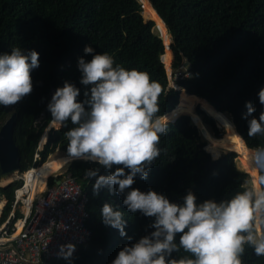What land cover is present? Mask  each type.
<instances>
[{"label": "trees", "instance_id": "16d2710c", "mask_svg": "<svg viewBox=\"0 0 264 264\" xmlns=\"http://www.w3.org/2000/svg\"><path fill=\"white\" fill-rule=\"evenodd\" d=\"M151 1L173 31L174 72L185 60L192 64V75L176 81L181 89L169 86L166 66L169 68L171 61V35L164 23L160 34L152 17L148 16L153 20H145L143 4L147 0H0V54H10L11 47L39 53V67L31 72L32 93L14 106L0 105V127L16 114L14 137L20 149L21 171L41 165L57 149L67 154L65 133L74 127L70 121L67 127L49 129L48 140L39 150L41 158L34 161L41 136L51 123L47 105L52 87H62L69 81L81 90L78 100L84 99L78 59L91 60L92 56L84 51L86 45L97 54L112 55L126 69L148 72L162 87L158 116L171 113L182 93L199 98L202 106L208 104L218 114L201 96L229 115L249 147H264V135L248 136V120L252 116L258 119L264 111L258 97L264 88V0ZM163 39L167 45L165 53ZM167 53L169 61L164 60ZM247 102H251L255 112L245 118ZM197 114L213 136L222 137L225 129L212 114L201 107ZM207 143L189 114L177 115L175 120H169L167 135L161 136V154L150 166L147 179L137 176L131 188L145 193L154 190L174 203H183V197L191 191L201 203L227 200L250 187L251 172L246 164L243 165L250 174L238 165L235 151L223 152L213 159L205 150ZM96 168L98 175L111 174L99 164L83 160L66 166L65 170L77 177L87 193V224L92 236L76 256L55 259L52 264H112L126 244L153 231L149 226L154 217L129 212L123 204L124 195L109 193L106 187L94 194L92 186L97 177L87 178L85 170ZM49 182L53 183L54 177ZM21 183L17 180L7 187L0 186V194L8 199L6 213ZM105 203L124 213L126 236L103 223L101 210ZM20 214L18 210L17 215ZM172 256L179 259L190 254L181 249ZM241 260L242 264H264V256L255 255L248 245Z\"/></svg>", "mask_w": 264, "mask_h": 264}, {"label": "clouds", "instance_id": "9594fccd", "mask_svg": "<svg viewBox=\"0 0 264 264\" xmlns=\"http://www.w3.org/2000/svg\"><path fill=\"white\" fill-rule=\"evenodd\" d=\"M84 51L92 58L78 59L80 83L85 86L83 101L78 100L81 90L65 81L47 105L57 130L67 127L69 121L74 125L65 133L68 144L63 162L99 164L111 174L98 175L99 168L85 170L87 178L97 177L94 194L106 187L109 193L125 196L123 204L129 212L154 217L149 226L153 231L126 244L112 264H242L245 245L255 255L264 256V147L254 148L250 154L252 166L261 174L250 187L227 200L197 203L189 191L183 203H174L154 190L145 193L131 188L137 176L147 179L150 166L161 154V136L167 135L169 119L157 115L162 87L148 72L126 69L108 53L97 54L90 45ZM38 67L35 50L11 47L10 54H0V105L14 106L30 95L31 72ZM258 97L264 105V88ZM245 106V118L252 116L255 108L251 102ZM224 125L232 128L230 123ZM258 134L264 135V111L258 119L252 116L248 120V136ZM101 215L106 226L118 229L122 237L127 235L123 212L105 203ZM74 247L61 246L63 258L69 259ZM181 249L190 257L172 256Z\"/></svg>", "mask_w": 264, "mask_h": 264}, {"label": "built area", "instance_id": "2783aa9c", "mask_svg": "<svg viewBox=\"0 0 264 264\" xmlns=\"http://www.w3.org/2000/svg\"><path fill=\"white\" fill-rule=\"evenodd\" d=\"M175 73L177 80L189 75L182 74L180 69ZM39 150L34 161L41 158ZM37 167L21 171L22 183L15 189L12 207L6 213L7 204L2 206L0 264H52L55 259H63L61 246L74 245L71 255L74 257L92 236L87 224L88 196L77 177L66 170L54 172L46 178L44 189L37 188L31 197V188H26V183L32 175L29 173ZM51 177L54 182L50 184Z\"/></svg>", "mask_w": 264, "mask_h": 264}, {"label": "bare ground", "instance_id": "6f19581e", "mask_svg": "<svg viewBox=\"0 0 264 264\" xmlns=\"http://www.w3.org/2000/svg\"><path fill=\"white\" fill-rule=\"evenodd\" d=\"M148 3L151 5V3L149 1H148ZM148 3L144 2V4H143L144 11L146 13L145 15L147 17L148 16L152 17L155 20V22L158 25V27L159 28H161V27L163 28V22L160 20V17L157 16L158 14H156L153 11V9L151 8L152 5L150 6ZM167 31H168V28H167ZM168 35H169V31H168ZM165 41H166V39H165ZM170 42H171V37H170ZM165 60L166 61L170 60V53H167V56H166ZM192 97H194V96H192ZM181 99H182V97H181ZM209 108L212 109L210 106H209ZM186 109H187V105L183 104V102L180 101V103L175 107V109L171 113L166 115V116L168 117L169 120L173 119L177 115H179L181 113H185L184 111H186ZM211 113L223 125L225 124V122L230 123L232 125V128L227 126V125H224L225 128H226L225 135L222 138H217V137L213 136L210 133V131L206 128V126L201 122L200 118L197 116L196 120H198V122H199V127L204 131L206 137L208 138V144H207L206 148L207 149L210 148L209 150H210L211 153L212 152L213 153L219 152L220 149H222V148L235 150L237 153L243 155L244 158H246V160L248 161L251 169L255 170V168L252 166L251 161H250L251 150L254 149V148L246 146L244 144V142L242 141L240 135L235 130L234 125L230 122V120H229L227 115H225V114H223L221 112H219L217 114V113H214L212 111ZM236 134H238V135H236ZM47 139H48V132L45 131L42 134V137L40 139V146H42L47 141ZM66 155L67 154H61V155H57L55 157H51L50 159H48L47 161L42 163L34 171L29 173V174H32V175H31V177L28 179V181L26 183V188H31V191H30V196L31 197L34 195V193L36 192L37 188L40 191H42L44 189L45 184H46V178L49 175H51L53 172L58 171L59 169H61L66 164V163L63 162V158ZM256 173H257V177H258L259 176L258 171H256ZM2 206H3V202L0 199V212H1Z\"/></svg>", "mask_w": 264, "mask_h": 264}, {"label": "water", "instance_id": "95a60500", "mask_svg": "<svg viewBox=\"0 0 264 264\" xmlns=\"http://www.w3.org/2000/svg\"><path fill=\"white\" fill-rule=\"evenodd\" d=\"M152 7L155 9L156 13L158 14V16L160 17V19L163 21V23L166 25V27L168 28V30L170 31V37H171V42H170V47L172 46V43L174 42V35H173V31L167 26L166 22L164 21V19L162 18V16L159 14V12L157 11V9L154 7L153 3L151 0H148ZM144 8V7H143ZM144 16V15H143ZM146 21L149 20H153L152 18L149 19H145ZM155 22V20H153ZM156 23V22H155ZM156 27L158 29V31L161 34V30L158 27V25L156 24ZM162 36V35H161ZM165 44V42H164ZM166 45V44H165ZM163 60V57H162ZM180 72L182 74H189L192 75V64L190 63L189 60H185L182 64V66L180 67ZM170 87H175L176 89H178V87H182L179 84L174 85H170ZM57 88L52 87L51 91L49 92V100L48 103L51 101V97L52 95L55 93ZM189 91V90H188ZM190 92V91H189ZM192 93V92H190ZM195 94V93H193ZM197 95V94H195ZM198 96V95H197ZM201 99H204L205 101H207L210 105H212L206 98L199 96ZM213 108L216 111L217 108L212 105ZM199 107V106H198ZM197 107V108H198ZM202 107V106H201ZM197 108H194V112L197 114ZM203 108V107H202ZM204 109V108H203ZM221 112V111H219ZM225 115L228 116L230 122L233 124V122L231 121L229 115L225 112H221ZM184 114V113H181ZM186 114V113H185ZM191 116L192 120L198 125V123L194 120V118L192 117V115L190 113H187ZM180 115V114H179ZM198 115V114H197ZM213 115V114H212ZM214 116V115H213ZM198 117L200 118V116L198 115ZM215 117V116H214ZM15 118H16V114L13 113L8 119H6V121L1 125L0 127V186L2 187H7L9 186L11 183H13L16 180V176L17 173L21 172V154H20V149L18 144L16 143L15 137H14V131H15ZM215 119L218 121V123H220L224 128L225 126L215 117ZM171 120V119H170ZM175 120V117L172 119V121ZM201 122L205 125V123L202 121V119L200 118ZM234 125V124H233ZM52 126V125H51ZM199 126V125H198ZM206 126V125H205ZM207 128V126H206ZM235 128V126H234ZM201 129V128H200ZM208 129V128H207ZM226 129V128H225ZM236 130V128H235ZM237 131V130H236ZM48 132V130H47ZM201 132L203 133V135H205L204 131L201 129ZM237 133L240 135V133L237 131ZM223 135H225V132L223 133ZM206 136V135H205ZM242 141L244 142V144L246 146H248L246 144V142L244 141V139L242 138V136L240 135ZM48 140V139H47ZM208 144V143H207ZM205 150H206V146H205ZM232 149H229V151ZM212 157H213V153L209 152L208 150H206ZM227 150H225L224 152H226ZM214 154H217L218 157L222 154L221 151L219 152H215ZM246 170V169H245ZM247 171V170H246ZM248 172V171H247ZM250 174V172H248ZM259 173V172H258ZM261 173H259L260 175Z\"/></svg>", "mask_w": 264, "mask_h": 264}, {"label": "rangeland", "instance_id": "374dc122", "mask_svg": "<svg viewBox=\"0 0 264 264\" xmlns=\"http://www.w3.org/2000/svg\"><path fill=\"white\" fill-rule=\"evenodd\" d=\"M141 1V0H140ZM146 13H145V11H144V8H143V15H144V18L145 19H149L150 17H147L146 15H145ZM168 32V31H167ZM170 35V34H169ZM164 40V39H163ZM164 42H165V40H164ZM166 44V43H165ZM167 47V45H165V51H164V53L166 52V48ZM169 47H170V45H169ZM170 50H171V61H170V64H169V68L166 66V68H167V72H168V76H169V84L170 85H176L177 84V82H176V80H177V74L174 72V69H173V67H172V64H173V61H174V53H173V49H172V46L170 47ZM164 55V54H163ZM166 56H167V54H166ZM164 60H165V58H164ZM168 63V62H167ZM165 65H166V63H165ZM178 89H181V87H178ZM181 97H182V99L180 98V101L181 102H183V104H185V105H187V109H186V111H184L186 114L187 113H190L191 115H192V117L194 118V120L198 123V125H199V122H198V120H196V117L198 116L195 112H194V108H197L198 106L199 107H201L202 106V102H201V100H199V98H197V97H192V96H188L186 93H182V95H181ZM180 103V102H179ZM208 113H210V114H212L211 112H212V109H210L209 108V106H208V104H203V106H202ZM201 107V108H202ZM184 113V114H185ZM218 122V121H217ZM218 125L219 126H221V127H223L220 123H218ZM53 126H51V124H49V126H48V128L46 129V130H49L50 128H52ZM199 127V126H198ZM55 128V127H54ZM200 128V127H199ZM208 128V127H207ZM224 128V127H223ZM225 129V128H224ZM201 130V129H200ZM208 130L210 131V129L208 128ZM225 131H226V129H225ZM210 133H211V131H210ZM203 134V133H202ZM212 134V133H211ZM224 135H222V137H223ZM204 137L206 138V140L208 141V138L204 135ZM222 137H220V138H222ZM218 138V137H217ZM47 142V141H46ZM46 142L42 145V146H40V142H39V145H38V148L40 149V150H42L43 148H44V146H45V144H46ZM207 146V145H206ZM225 150H227V151H229V149H226V148H222V149H220V151L223 153ZM232 151H235V150H232ZM235 153L237 154V159H238V165L241 167V168H243V169H245V167H244V165L243 164H246L247 166H248V168H249V170H250V172H251V174H250V177H249V179H248V184H252L258 177H257V173H256V169L254 170V169H251V167H250V165H249V163H248V161L246 160V158H244V156L243 155H241V154H239V153H237L236 151H235ZM61 154H65L63 151H61V150H59V149H57L56 151H54L53 153H51L50 155H49V157H48V159H50L51 157H55V156H57V155H61ZM47 159V160H48ZM67 164L68 163H66L61 169H59L58 171H56L57 173L56 174H59V173H62L65 169H66V166H67ZM40 166V165H39ZM38 166V167H39ZM37 167V168H38ZM54 173V172H53ZM22 174V172H20V173H17V176H16V180L15 181H21V179H20V175ZM49 181H50V178L48 179ZM4 198L6 199V204H7V197H6V195H3V194H0V199L2 200V202H3V205L5 204V202H4ZM20 208V210H22L23 209V205L22 206H20L19 207ZM63 264H66V263H63Z\"/></svg>", "mask_w": 264, "mask_h": 264}]
</instances>
